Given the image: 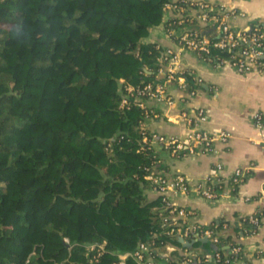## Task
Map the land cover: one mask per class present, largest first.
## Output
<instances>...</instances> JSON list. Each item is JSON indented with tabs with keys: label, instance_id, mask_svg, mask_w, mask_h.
I'll return each mask as SVG.
<instances>
[{
	"label": "trees",
	"instance_id": "obj_1",
	"mask_svg": "<svg viewBox=\"0 0 264 264\" xmlns=\"http://www.w3.org/2000/svg\"><path fill=\"white\" fill-rule=\"evenodd\" d=\"M166 1L0 0V264H113L158 228L152 131L121 99L155 79Z\"/></svg>",
	"mask_w": 264,
	"mask_h": 264
},
{
	"label": "built area",
	"instance_id": "obj_2",
	"mask_svg": "<svg viewBox=\"0 0 264 264\" xmlns=\"http://www.w3.org/2000/svg\"><path fill=\"white\" fill-rule=\"evenodd\" d=\"M163 7L164 30L173 45L162 47V55L157 57L155 79L136 85L125 84L122 93L121 104L134 102L144 109L143 119L140 121L141 129H146L144 121L153 113L145 105V99L155 98L167 104L174 102L168 91L169 83H175L179 89L185 91V96L181 98L183 103H187L198 93L202 77L181 64L180 57L185 51L192 52L215 68L230 65L240 73L257 71L264 74V25L260 22H252L245 27L234 25L233 19L246 15L242 8L216 0H168ZM222 51L228 53L224 54ZM177 118L184 119L189 126V131L184 135L152 132L149 139L146 135L143 137V141L149 140V144L158 153V158L145 168V178L149 181V187L159 194V226L151 231L150 236L140 239L132 249L115 251L113 264H170L167 252L158 253L156 248L162 245L171 246L174 238L189 241L206 237L208 241L218 245L211 255L185 252L183 261L188 264H206L209 260L216 264H231L244 256L243 246L236 241L223 245L229 247V253L220 251V230L227 227L226 222L223 221L220 226L213 222L202 224L195 219L196 213L193 209L175 204L169 195L193 192L212 201L218 200L228 193L229 183L236 187L248 176L250 167H235L228 178L223 173V163L217 161L208 173L195 181H190L183 174L166 175L158 168L159 150H164L173 157L199 151L213 152L216 151L214 142H226L231 136L230 131L225 128L208 130L202 126L208 118L202 106L184 107ZM168 119L173 120L171 116ZM253 119L258 127L264 124V115L260 111L253 114ZM262 194L264 196V190ZM262 220V208L243 216L240 236L254 233ZM245 221L250 226H246ZM89 247H96V252L88 264H96L104 246L91 244ZM256 255L264 264V249H257Z\"/></svg>",
	"mask_w": 264,
	"mask_h": 264
},
{
	"label": "crops",
	"instance_id": "obj_3",
	"mask_svg": "<svg viewBox=\"0 0 264 264\" xmlns=\"http://www.w3.org/2000/svg\"><path fill=\"white\" fill-rule=\"evenodd\" d=\"M245 10L244 17L233 19L236 26L245 27L252 22L264 25V0H216ZM144 41H154L162 47L173 45L162 21L152 27ZM180 62L184 67L194 70L202 77V84L187 103L181 98L185 91L175 83L168 84L169 94L174 102L167 104L155 98L145 99V105L153 113L145 119L144 125L149 131L163 135H184L189 126L182 118H177L180 110L188 106H202L208 118L202 126L208 130L225 128L231 136L226 142L216 141L213 152H196L180 157H173L164 150H159L158 168L168 176L183 174L195 181L206 173L217 161L223 163V173L229 178L235 167H250V173L236 187L229 183L228 193L218 200H209L193 192L170 194V199L177 205L195 211V219L202 224L226 222L227 227L220 230L222 236H230L231 241L239 242L244 249V256L231 264H262L256 255L257 249H264V220L254 233L240 236L241 218L264 209V124L256 126L253 114L260 111L264 115V74L257 71L240 73L230 65L212 67L189 51L182 53ZM171 116L173 120H169ZM149 199L159 194L150 187L144 190ZM171 241L170 245L158 246L157 252H167L170 264H188L183 261L185 252L199 255H211L213 247L210 241L192 239V243ZM160 257L161 255L158 254ZM206 264H216L209 260Z\"/></svg>",
	"mask_w": 264,
	"mask_h": 264
},
{
	"label": "water",
	"instance_id": "obj_4",
	"mask_svg": "<svg viewBox=\"0 0 264 264\" xmlns=\"http://www.w3.org/2000/svg\"><path fill=\"white\" fill-rule=\"evenodd\" d=\"M180 240L182 241V238H180ZM199 240H200V241H207V238H206V237H202V238H200ZM192 241H193V240H189V241H187V242L190 244V243H192ZM211 245H212V247H213L214 249L218 248V245L215 244V243H212V242H211Z\"/></svg>",
	"mask_w": 264,
	"mask_h": 264
}]
</instances>
